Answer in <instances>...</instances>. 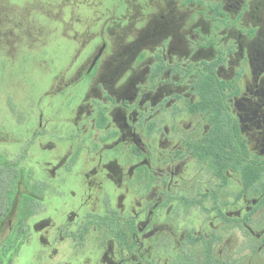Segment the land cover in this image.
<instances>
[{
	"label": "flooded vegetation",
	"instance_id": "1",
	"mask_svg": "<svg viewBox=\"0 0 264 264\" xmlns=\"http://www.w3.org/2000/svg\"><path fill=\"white\" fill-rule=\"evenodd\" d=\"M105 7L63 30L75 61L89 51L76 71L17 86L16 150L0 154L3 263L33 241L35 264L41 252L51 264H159L153 253L172 248L175 264H209L208 246L215 264L231 228L264 222V0ZM193 211L207 230L188 224ZM255 235L264 242V226Z\"/></svg>",
	"mask_w": 264,
	"mask_h": 264
},
{
	"label": "rangeland",
	"instance_id": "2",
	"mask_svg": "<svg viewBox=\"0 0 264 264\" xmlns=\"http://www.w3.org/2000/svg\"><path fill=\"white\" fill-rule=\"evenodd\" d=\"M66 1L0 0V154L6 152L9 159L16 150L15 140L18 138L16 124H19V120L16 113H19L21 107V99L17 94L20 80L63 78L76 71L81 59L89 51L81 52L80 61H75L79 52L67 46V35L63 30L70 26L75 28L74 31L76 28L83 31V27L90 24L91 18L87 17L94 16V12L105 11L109 0H70V5ZM77 3L80 8L75 7ZM79 9L81 19H70L69 12ZM23 85L30 87L28 94L33 99L40 96L39 85L31 81ZM22 101L23 111L31 118L33 111L30 98L25 95ZM244 206L242 201V209ZM201 215L199 211L191 212L188 224L207 230V226H201L204 218ZM256 220L254 217L251 222L254 234L243 225L242 234L238 229L231 228L215 248V264H264V242L255 235L264 226V222L261 226L256 224ZM12 251L4 263V260L1 261L2 264H35L38 249L33 241L30 245H24L17 254L15 250ZM41 253L44 256L42 262L54 263L47 260V252ZM161 253L155 251L152 259H156L159 264H175L178 252L174 248L162 257Z\"/></svg>",
	"mask_w": 264,
	"mask_h": 264
},
{
	"label": "trees",
	"instance_id": "3",
	"mask_svg": "<svg viewBox=\"0 0 264 264\" xmlns=\"http://www.w3.org/2000/svg\"><path fill=\"white\" fill-rule=\"evenodd\" d=\"M242 174H243V182L244 185L249 188V187H253L255 180L257 178V174H258V169L251 165V164H247L243 167L242 169ZM206 259L208 260L209 264H210V259H211V250L209 248V246L206 248V253H205ZM3 260L2 256L0 255V264L1 261Z\"/></svg>",
	"mask_w": 264,
	"mask_h": 264
}]
</instances>
